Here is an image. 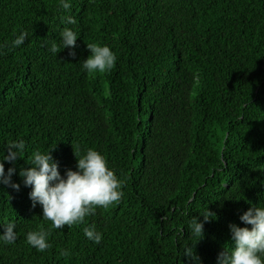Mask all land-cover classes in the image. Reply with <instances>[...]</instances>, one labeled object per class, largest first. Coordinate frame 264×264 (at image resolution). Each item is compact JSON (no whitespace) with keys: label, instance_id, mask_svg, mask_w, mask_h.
<instances>
[{"label":"trees","instance_id":"trees-1","mask_svg":"<svg viewBox=\"0 0 264 264\" xmlns=\"http://www.w3.org/2000/svg\"><path fill=\"white\" fill-rule=\"evenodd\" d=\"M58 2L0 0V44L27 33L0 49V145L26 144L19 191L0 184V232L14 223L17 235L0 242V264H190L186 225L207 209L195 253L217 264L229 223L244 227L239 216L264 206V0H70L68 12ZM64 27L76 45L54 56ZM88 43L115 53L111 71L81 70ZM50 148L62 175L77 149L99 151L123 181L121 201L51 229L18 175ZM92 225L99 245L84 237ZM40 229L50 230L43 253L25 243Z\"/></svg>","mask_w":264,"mask_h":264},{"label":"clouds","instance_id":"clouds-1","mask_svg":"<svg viewBox=\"0 0 264 264\" xmlns=\"http://www.w3.org/2000/svg\"><path fill=\"white\" fill-rule=\"evenodd\" d=\"M58 7L68 12L72 5L70 0H59ZM62 24L74 25L75 19L70 15L61 18ZM59 43L52 42L47 50L56 54L65 48H74L78 34L71 28L64 27L60 33ZM27 38V33L20 31L10 42L0 44V49L8 47L16 49L22 46ZM86 48L90 55L81 61V70L88 74L107 73L111 71L116 62L115 53L107 45L88 43ZM69 55L75 56L74 51ZM50 148L46 152L33 151L28 157V167H21L18 175L25 187H30L29 199L32 206L39 204L42 208L41 219L51 223V229L62 230L65 226L71 228L82 224L86 217L95 215L97 208H108L118 204L123 195V181L108 166L105 157L93 148L86 149L83 154L77 149L75 170L66 168L63 175L59 171L58 163L53 159ZM26 150L23 139L9 140L0 145V184L19 191L20 184L12 182V176L16 173V163ZM12 164L7 173L4 163ZM210 212L199 213L203 217L200 221L193 216L187 222V232L195 243H186L183 246L182 256L186 257L190 264H201L195 253V244L203 238L204 222H207ZM239 220L245 225L241 227L236 223H229L231 247L222 251L217 257V264H264V206L250 207L239 216ZM250 226V227H249ZM84 237L94 244L99 245L103 239L101 232L95 226L83 229ZM50 230L44 229L29 231L25 235V243L43 253L51 247L49 242ZM17 240L15 224L3 225L0 232V242L11 245ZM60 256H70L67 248L60 249Z\"/></svg>","mask_w":264,"mask_h":264}]
</instances>
